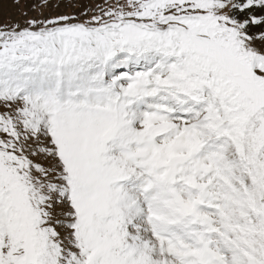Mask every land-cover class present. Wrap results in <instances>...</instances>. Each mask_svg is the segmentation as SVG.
<instances>
[{"label":"snow or ice","instance_id":"snow-or-ice-1","mask_svg":"<svg viewBox=\"0 0 264 264\" xmlns=\"http://www.w3.org/2000/svg\"><path fill=\"white\" fill-rule=\"evenodd\" d=\"M27 3L0 24V264H264V0Z\"/></svg>","mask_w":264,"mask_h":264},{"label":"rangeland","instance_id":"rangeland-1","mask_svg":"<svg viewBox=\"0 0 264 264\" xmlns=\"http://www.w3.org/2000/svg\"><path fill=\"white\" fill-rule=\"evenodd\" d=\"M29 7L27 0L19 7L16 6L13 0H2V2H0V24H11L17 21L23 22L25 19L23 15L24 12H27L29 16L36 15V12L29 10ZM58 11H74V9L61 6Z\"/></svg>","mask_w":264,"mask_h":264}]
</instances>
